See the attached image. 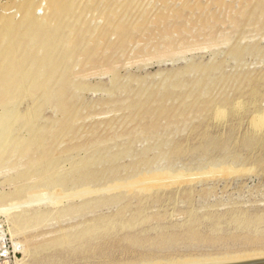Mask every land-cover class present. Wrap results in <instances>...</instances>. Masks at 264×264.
I'll return each instance as SVG.
<instances>
[{"label": "rangeland", "instance_id": "1", "mask_svg": "<svg viewBox=\"0 0 264 264\" xmlns=\"http://www.w3.org/2000/svg\"><path fill=\"white\" fill-rule=\"evenodd\" d=\"M19 2L68 44L0 96V264L264 257V0Z\"/></svg>", "mask_w": 264, "mask_h": 264}, {"label": "bare ground", "instance_id": "2", "mask_svg": "<svg viewBox=\"0 0 264 264\" xmlns=\"http://www.w3.org/2000/svg\"><path fill=\"white\" fill-rule=\"evenodd\" d=\"M22 8V4L19 2V0H12L6 5H0V50H4L6 48L9 50L8 54L2 57L4 65L3 70H0V96H5L8 93H12V97H14L15 95L19 94L23 85H27V91H29V94H32L37 92L39 88H43L45 85L47 86L53 77V69H50L49 63L46 62L47 58H50V55L48 54L47 56L45 53L44 57L46 58H40L39 62L37 63L35 58H32L33 55L29 52H26V55L24 56L25 53L19 50L20 43H24L26 46L28 44L32 52L36 50L40 51L42 49L48 51L52 43L63 45L68 44V39L65 35H63L61 38H58L59 40L56 39L52 41L51 39V33L56 30V26L52 22V20H54L53 16L56 14H53L52 11H49L38 18L34 9L23 10ZM59 9L60 8L57 7V10ZM17 13H20L18 17ZM27 28H35V32L29 35L27 39L28 42L25 43L21 40V36L23 34V30ZM61 41L62 43H60ZM10 46L14 47V49H12ZM40 69H42L43 73L35 76V74L39 72ZM23 76H25V78L21 81ZM25 81L27 83L23 84L22 82ZM61 90L62 88L60 89V92H64ZM60 92L57 93L55 90H49V92L43 94V96L52 99L51 102L58 101ZM17 119L18 118L14 119V121L16 122ZM6 121V116H0V146H2L3 142L12 140V138H8L9 135L7 136V130H9V121L8 123ZM143 179L144 178H142V180ZM18 245L22 250V255L21 257L17 258L15 264H26L29 257V252L21 243ZM194 261L195 260L174 262L164 261L165 263L160 264H195ZM155 263L156 262H154V264Z\"/></svg>", "mask_w": 264, "mask_h": 264}, {"label": "water", "instance_id": "3", "mask_svg": "<svg viewBox=\"0 0 264 264\" xmlns=\"http://www.w3.org/2000/svg\"><path fill=\"white\" fill-rule=\"evenodd\" d=\"M206 264H264V257Z\"/></svg>", "mask_w": 264, "mask_h": 264}]
</instances>
